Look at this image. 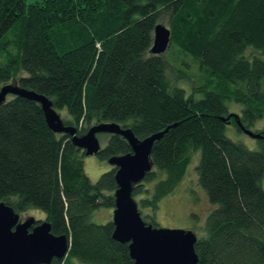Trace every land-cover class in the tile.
Wrapping results in <instances>:
<instances>
[{
    "label": "trees",
    "instance_id": "16d2710c",
    "mask_svg": "<svg viewBox=\"0 0 264 264\" xmlns=\"http://www.w3.org/2000/svg\"><path fill=\"white\" fill-rule=\"evenodd\" d=\"M164 18L170 49L198 63V75L187 76L186 59L150 54ZM176 68L178 79L196 80L191 95L173 83ZM7 84L47 97L79 136L102 123L141 140L171 127L134 188L140 213L152 211L144 221L156 228L160 203L199 151L198 181L217 207L196 243L198 264H264V139L250 150L226 135L230 124L243 132L236 119L224 120L227 102L242 105L236 115L248 130L264 117V0H0V91ZM109 136L100 159L131 152ZM85 157L52 131L39 103L11 96L0 106V203L41 210L52 234L68 237V255L50 264H134L113 221L91 220L115 209L116 169L93 183Z\"/></svg>",
    "mask_w": 264,
    "mask_h": 264
},
{
    "label": "water",
    "instance_id": "95a60500",
    "mask_svg": "<svg viewBox=\"0 0 264 264\" xmlns=\"http://www.w3.org/2000/svg\"><path fill=\"white\" fill-rule=\"evenodd\" d=\"M171 41V31L163 24H158L154 30L150 54H164ZM11 96L39 103L52 131L70 135L73 144L84 151L86 156H98L101 153L98 135L123 137L131 147V152L109 159L110 165L116 169L115 179L118 187L114 194L113 238L129 245L130 257L134 264H198V238L195 233L180 229L154 228L147 224L133 196L135 186L142 183L154 168L151 159L154 143L171 127L141 140L130 128H124L118 123H102L79 136L76 128L64 124L60 114L53 108V103L44 95L18 85L7 84L0 91V106ZM232 118L236 119L246 135L257 140L264 139L263 134L246 129L236 114L224 120L230 122ZM36 223L35 218L20 223V215L10 206L0 203V264H50L54 259L66 258L71 245L68 237L52 234L51 225L47 220L33 228Z\"/></svg>",
    "mask_w": 264,
    "mask_h": 264
},
{
    "label": "rangeland",
    "instance_id": "374dc122",
    "mask_svg": "<svg viewBox=\"0 0 264 264\" xmlns=\"http://www.w3.org/2000/svg\"><path fill=\"white\" fill-rule=\"evenodd\" d=\"M32 1L35 0H29V2ZM160 22L170 30V25L167 18H164ZM176 50L174 49L173 51V49H170L169 47L167 52L163 56L167 57L168 59H176L178 60V62H182L186 59L187 62L190 63V66L187 70V76L191 77L193 75H198V68L196 67V64L198 66V63H195L192 58L185 57L179 51L177 52ZM174 64L178 65L177 63ZM172 71H174V69H172ZM176 71L178 72H172L174 76L172 75V73H170V77L173 83H176L175 79H177V86L184 88L187 96L191 95L194 91L196 80L192 79L191 82H187L185 79H178V73H182V70L176 68ZM197 97L198 99L202 98V94H197ZM10 98L11 97H9L8 99ZM227 105L229 106L231 114H241L243 109L241 104L227 102ZM60 113L65 118L68 116L66 110H62ZM249 130L256 134L263 132L264 117L258 120L252 127H250ZM226 135L234 142L244 144L250 150H258L259 140L251 138L244 132H239L236 126H234L233 124H230L226 127ZM98 138L101 144V149H104L109 141L110 136L107 134H100L98 135ZM200 159L201 153L197 151L193 156L192 163L185 172L186 174L184 176V179H182L175 192L170 196L166 197L160 203L159 211L156 216V228L192 231L195 233L198 239L206 237L207 219L213 209H215V207L217 206L210 202L206 191L199 184V177L197 175L198 173L196 167L198 166ZM84 163L85 172L93 183L97 182L104 173L112 169V166L110 165L108 160L100 159L96 155L85 157ZM143 198H145V196ZM134 199L136 202H138L140 197H136ZM151 212V210L144 208L142 209L141 215L146 216L149 215ZM113 213L114 211L111 209L101 208L93 213L91 220L95 224H106L113 219ZM25 216L20 215L21 221L26 218H35L37 221H44L46 219L45 213L37 209H31L27 211V216ZM75 264L82 263L75 261Z\"/></svg>",
    "mask_w": 264,
    "mask_h": 264
},
{
    "label": "flooded vegetation",
    "instance_id": "af4514ba",
    "mask_svg": "<svg viewBox=\"0 0 264 264\" xmlns=\"http://www.w3.org/2000/svg\"><path fill=\"white\" fill-rule=\"evenodd\" d=\"M19 215H21V216H27V212H23V213H18ZM25 216V217H26ZM26 220H28V218H26V219H23L22 221H21V217H20V223H24ZM41 220H39V221H37V223L33 226V228H35L36 226H38V225H40L41 224ZM32 231V230H31Z\"/></svg>",
    "mask_w": 264,
    "mask_h": 264
},
{
    "label": "bare ground",
    "instance_id": "6f19581e",
    "mask_svg": "<svg viewBox=\"0 0 264 264\" xmlns=\"http://www.w3.org/2000/svg\"><path fill=\"white\" fill-rule=\"evenodd\" d=\"M169 47H170V45L168 46V48H169ZM168 48H167V50H168ZM167 50H166V52H167ZM166 52H165V53H166ZM165 53H164V54H165ZM164 54H162V55H164ZM243 132H244V131H243ZM244 133H245V132H244Z\"/></svg>",
    "mask_w": 264,
    "mask_h": 264
}]
</instances>
